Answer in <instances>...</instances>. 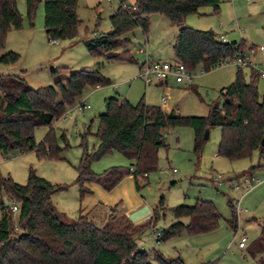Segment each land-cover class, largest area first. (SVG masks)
Returning a JSON list of instances; mask_svg holds the SVG:
<instances>
[{
    "label": "trees",
    "instance_id": "obj_1",
    "mask_svg": "<svg viewBox=\"0 0 264 264\" xmlns=\"http://www.w3.org/2000/svg\"><path fill=\"white\" fill-rule=\"evenodd\" d=\"M26 15L32 19L37 5L43 3V24L46 38L73 40L81 20L77 15L78 0H24ZM128 0H119L126 2ZM223 0H134L137 10L125 12L119 7L109 16L111 30L88 39L84 45L91 56H106L108 60L135 62L128 49L118 50L129 42L124 35L140 27L146 32L149 16L166 17L176 28L172 44L173 59L191 72L200 66L205 72L219 66L223 58L231 57L243 43L222 42L212 30H197L184 25V18L205 6L217 13ZM17 0H0V52L10 30L22 27ZM19 55L8 51L0 54V63L16 64ZM52 74H59L53 70ZM259 75L250 70L245 81L242 69L236 68L233 81L220 89L221 104L208 106L207 116H181L174 110L166 112L159 106L148 105L142 97L132 104L118 96L104 100L105 110L98 115V144L91 153L85 149L75 167V183L81 200L89 193L86 184H97L110 191L125 176L131 175L138 190V177L156 171L158 151L166 148L162 132L167 128L189 127L193 131V151L199 154L204 143V131L220 129L217 156L229 161L249 159L255 150L264 153V95L257 88ZM98 69H81L67 77H58L53 85L30 88L21 77L0 75V153L33 151L39 159H62L52 124L72 105L85 87L109 85ZM48 127L43 139L35 143L34 129ZM62 135V139H63ZM117 152L125 157L128 167H110L101 173L91 170V163ZM134 171L130 172V168ZM264 169V164L250 168ZM65 188L52 184L29 170L27 182L19 185L0 174V191L17 205L14 214L0 203V264H152L148 253L137 241L144 231L165 216L166 208L160 197L153 208L151 220L134 225L124 215L116 216L109 209L102 223L89 214L68 219L51 201V196ZM232 220L234 226L233 205ZM173 221L160 230L157 242H164L185 231L189 235L210 232L218 226L220 215L207 200L197 199L193 205H178L170 209ZM187 219L182 222L181 219ZM255 264H264V226L249 249ZM157 264H185L179 257L164 259L156 256Z\"/></svg>",
    "mask_w": 264,
    "mask_h": 264
},
{
    "label": "rangeland",
    "instance_id": "obj_2",
    "mask_svg": "<svg viewBox=\"0 0 264 264\" xmlns=\"http://www.w3.org/2000/svg\"><path fill=\"white\" fill-rule=\"evenodd\" d=\"M118 2L78 0L77 15L81 23L76 37L51 44L44 30L43 3L37 5L33 18L29 19L25 1L17 0L22 27L7 33L0 52L12 51L20 57L13 65L0 63V75L21 77L30 88L53 85L58 77H67L81 69H98L110 81L109 85L102 87H85L72 105H65L63 115L53 122V134L57 146L62 149V159H39L33 151L0 153V174L10 177L16 184H26L29 170H33L37 176L64 187V190L51 196V201L68 219H75L79 208L75 167L84 149L91 153L98 144L95 136L97 117L105 110L106 98L118 96L135 104L144 96V102L161 106V98L165 97V111L174 109L181 116H207L210 104H221L219 91L233 81L236 71L232 62L221 64L209 72L197 66L191 71V85L176 83L170 77L165 86L159 83L146 86L138 78L140 64L146 56L158 61L174 57L172 44L176 27L159 14L149 16L146 32L136 27L124 35L129 42L118 53L128 49L135 62L91 56L84 42L111 30L109 16L116 11ZM184 25L197 30H212L228 42H242L244 47L241 46V49L262 46L263 51L255 53L252 60L264 72V0H223L217 13H213L208 6L202 7L198 13L189 14ZM139 49L143 52L139 53ZM53 70L59 74H52ZM242 72L248 82L250 69L243 68ZM256 84L262 97L264 78L259 77ZM82 102L90 109L79 111L77 106ZM48 130L46 126L35 128V143L40 142ZM162 134L167 147L159 149L157 169L150 172L146 180H140L138 192L149 207H155L162 197L165 216L151 223L138 240V246L148 253L152 264H157L154 260L156 256L164 259L179 257L185 264H255L249 249L264 226V169L250 172V168L264 164V153L255 150L249 159L236 161L217 156L218 127L208 129V137L204 139L199 154L193 151L191 128H167ZM129 164L130 161L121 154L112 152L92 162L90 168L95 173H101L110 167L126 168ZM249 180L254 187L247 190L246 181ZM236 186L239 190L235 189ZM197 199L214 205L220 215L218 226L199 235L182 231L164 242H157L150 228L155 225L160 231L167 227L173 221L171 208L193 205ZM229 202L233 205L235 227L229 224L233 215ZM0 203L5 207L12 205L2 191ZM181 220L187 222L185 218ZM242 237L245 238L246 248L239 249L237 243Z\"/></svg>",
    "mask_w": 264,
    "mask_h": 264
},
{
    "label": "built area",
    "instance_id": "obj_3",
    "mask_svg": "<svg viewBox=\"0 0 264 264\" xmlns=\"http://www.w3.org/2000/svg\"><path fill=\"white\" fill-rule=\"evenodd\" d=\"M110 1V0H107ZM119 7L121 10L125 12H133L136 11L137 8L135 4L133 3H127V2H118ZM221 41L225 42V40L221 37ZM51 44L57 43V40H51ZM263 51L262 46H252L248 50L241 49L240 47H237V49L234 51L233 55L231 57L223 58L220 61L219 66L222 64H227L229 62H232L235 64L236 68L243 69V68H249L252 71H256L260 78H264V72L259 69V67L253 62L252 56L255 55L257 52ZM139 53L143 52L142 49L138 50ZM203 70V69H202ZM204 71V70H203ZM138 77L143 81V83L148 86L152 83H159L162 86L166 85V82L168 78L172 77L174 78V81L176 83H184L191 85L193 76L191 75V72L184 66L183 63L170 59L166 61H158V60H152L149 56H146L143 63L140 64L139 67V74ZM166 103V98H161V104ZM77 109L79 111H85L90 109L89 105H86L84 102H82L80 105L77 106ZM130 172H133L134 169L131 167ZM143 176H146L144 174ZM248 182V189L250 190L252 188L251 180L246 181ZM236 190H239L238 186L235 187ZM10 210L13 213L17 212V205L15 203H12L10 206ZM150 232L154 238H159L161 236V233L158 229L150 228ZM237 247L239 249H244L246 247V241L245 238L242 237L238 243Z\"/></svg>",
    "mask_w": 264,
    "mask_h": 264
},
{
    "label": "crops",
    "instance_id": "obj_4",
    "mask_svg": "<svg viewBox=\"0 0 264 264\" xmlns=\"http://www.w3.org/2000/svg\"><path fill=\"white\" fill-rule=\"evenodd\" d=\"M133 1L134 0H132V2ZM223 39L227 41L225 38ZM145 103L148 105H152V104H149L148 101ZM165 105L166 104L164 105L162 104L159 107L162 110H164L163 107ZM153 106H157V105H153ZM171 110H174V109H171ZM166 112H169V111H166ZM147 178H148V175L138 177V185H139L140 180H146ZM86 187L88 188L89 193H87L81 200L79 199V208L77 210V215L88 213L94 222L100 223L101 221H103L104 215L108 214L109 209L114 208L115 214L126 216L134 225H140V224L146 223L147 221L151 219L154 207H149L147 203L145 202L144 198L139 195V192H138L139 190L136 189L135 181L131 175L125 176L110 191H105L99 185L92 184V183L86 184ZM253 187L254 185L252 186V188ZM152 228L157 229L155 228V225ZM139 248L142 249L141 247Z\"/></svg>",
    "mask_w": 264,
    "mask_h": 264
},
{
    "label": "water",
    "instance_id": "obj_5",
    "mask_svg": "<svg viewBox=\"0 0 264 264\" xmlns=\"http://www.w3.org/2000/svg\"><path fill=\"white\" fill-rule=\"evenodd\" d=\"M207 137H208V129H206L205 131H204V139H207ZM261 145L262 146H264V140L262 141V143H261Z\"/></svg>",
    "mask_w": 264,
    "mask_h": 264
}]
</instances>
